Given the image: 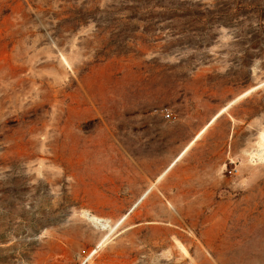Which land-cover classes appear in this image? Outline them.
I'll return each mask as SVG.
<instances>
[{"label":"rangeland","instance_id":"rangeland-1","mask_svg":"<svg viewBox=\"0 0 264 264\" xmlns=\"http://www.w3.org/2000/svg\"><path fill=\"white\" fill-rule=\"evenodd\" d=\"M244 1L0 0V264H264Z\"/></svg>","mask_w":264,"mask_h":264},{"label":"trees","instance_id":"trees-1","mask_svg":"<svg viewBox=\"0 0 264 264\" xmlns=\"http://www.w3.org/2000/svg\"><path fill=\"white\" fill-rule=\"evenodd\" d=\"M263 2V1H262ZM252 4H254V8H257V9H262L261 11H262V13L264 14V8H262V3H260V1L259 0H246V1H244V6H243V9H245V10H252L253 12L255 11V12H259L258 14V19H262V18H264V16L260 13L261 11L260 10H254V8L252 7H248V6H250V5H252ZM157 7H160V8H162L163 10H166V11H169L170 10V8H172V6L171 7H169V5L168 6H166V5H162L161 3H158L157 5H156ZM215 7L217 6V4H215L214 5ZM228 10V9H227ZM207 12H209V13H211L212 11L211 10H207ZM159 13H161V12H159ZM262 20H264V19H262Z\"/></svg>","mask_w":264,"mask_h":264},{"label":"crops","instance_id":"crops-1","mask_svg":"<svg viewBox=\"0 0 264 264\" xmlns=\"http://www.w3.org/2000/svg\"><path fill=\"white\" fill-rule=\"evenodd\" d=\"M196 133H198V131H197ZM196 133L192 136V138L196 135ZM192 138H191V139H192ZM196 138H197V137H196ZM196 138H195V139H196ZM191 139H190V140H191ZM195 139H194V140H195ZM190 140H189L185 145H183V146L181 147V149L179 150V152H180V151H181V150H182V149H183V148H184V147L190 142ZM194 140H193V141H194ZM193 141H192V142L186 147V149L183 150V152H181V154H180V155H179V156H178V157H177V158H176V159L170 164V166H171L174 162H176V161H177V160H178V159H179V158H180L185 152H187V151H189V150L192 149V146H193V145H191V144L193 143ZM187 148H188V149H187ZM179 152H178V153H179ZM174 164H175V163H174ZM170 166H169V167H170ZM169 167H168V168H169ZM146 193H147V192H146ZM146 193H145V194H146ZM145 194H144V195H145Z\"/></svg>","mask_w":264,"mask_h":264},{"label":"bare ground","instance_id":"bare-ground-1","mask_svg":"<svg viewBox=\"0 0 264 264\" xmlns=\"http://www.w3.org/2000/svg\"><path fill=\"white\" fill-rule=\"evenodd\" d=\"M216 117H217V116H216ZM216 117H215V118H216ZM215 118H214V119H215ZM214 119H213V120H214ZM213 120H212V121H213ZM203 131H204V130H203ZM203 131H202V132H203ZM202 132H201V133H202ZM201 133H200V134H201ZM200 134H199V135H200ZM199 135H198V136H199ZM198 136H197V137H198ZM187 149H188V148H187ZM174 163H175V162H174ZM174 163H173L169 168H171V167L174 165ZM169 168H168V169H169ZM168 169H167V170H168ZM167 170H166V171H167ZM162 176H163V175H162ZM162 176H161V177H162ZM161 177H160V178H161ZM93 221H94V220H93ZM106 235H107V234H106ZM105 238H106V237H105Z\"/></svg>","mask_w":264,"mask_h":264},{"label":"built area","instance_id":"built-area-1","mask_svg":"<svg viewBox=\"0 0 264 264\" xmlns=\"http://www.w3.org/2000/svg\"><path fill=\"white\" fill-rule=\"evenodd\" d=\"M165 115H166V116H168L169 114H168V113H166Z\"/></svg>","mask_w":264,"mask_h":264}]
</instances>
